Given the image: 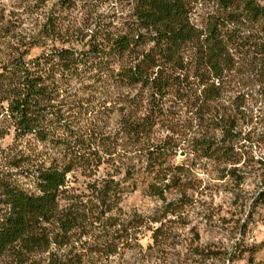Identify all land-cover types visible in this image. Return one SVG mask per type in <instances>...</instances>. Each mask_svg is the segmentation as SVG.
<instances>
[{"label":"trees","instance_id":"trees-1","mask_svg":"<svg viewBox=\"0 0 264 264\" xmlns=\"http://www.w3.org/2000/svg\"><path fill=\"white\" fill-rule=\"evenodd\" d=\"M248 98L264 0H0V264H153L195 191L174 157L238 164ZM140 171L160 217L121 205Z\"/></svg>","mask_w":264,"mask_h":264},{"label":"rangeland","instance_id":"rangeland-1","mask_svg":"<svg viewBox=\"0 0 264 264\" xmlns=\"http://www.w3.org/2000/svg\"><path fill=\"white\" fill-rule=\"evenodd\" d=\"M1 2L10 8L18 0ZM40 51L41 48H33L30 55ZM244 112L240 126L241 136L246 134V139L239 140L237 154L233 156L240 158L238 164L225 163L222 157L216 160L201 158L191 151L178 152L174 157L175 162L185 163L188 167L190 192L195 191L184 212L165 215L162 235L160 232L165 243L161 251L153 255V264H243L250 256L253 262L264 260V249L257 248L264 238V205L257 200L259 191L264 189V146L255 141L257 134L264 131L263 101L254 103L248 98ZM193 123L195 125V120ZM28 139L21 144L27 146ZM0 143L2 147L11 145L12 133ZM38 149H41L40 145ZM233 166L236 171L227 173ZM133 176L137 185L121 203L127 217L134 212L146 218L160 217L161 202L148 193L144 174L140 171ZM174 196L176 194L168 195L169 198ZM143 233L139 242L146 247L152 242L151 231L145 229ZM195 246L197 253L192 250ZM208 250L211 253H207ZM128 257L129 253L125 255Z\"/></svg>","mask_w":264,"mask_h":264}]
</instances>
